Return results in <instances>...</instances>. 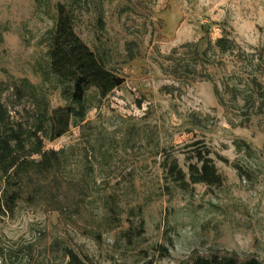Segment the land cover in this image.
Returning <instances> with one entry per match:
<instances>
[{
    "label": "rangeland",
    "instance_id": "obj_1",
    "mask_svg": "<svg viewBox=\"0 0 264 264\" xmlns=\"http://www.w3.org/2000/svg\"><path fill=\"white\" fill-rule=\"evenodd\" d=\"M68 1L0 0V79L28 78L52 108L65 101L44 78V38L55 24L57 3ZM136 1L104 0L101 32L90 14L77 24L80 38L124 83L101 99L91 89L85 122L45 141L46 148L73 150L66 168L71 176L82 171L83 150L88 151L94 172L87 213L100 215L102 195L113 193L124 210L120 227L104 232L96 242L64 226L56 212L19 202L13 216L0 219V264H59L47 249L57 237L87 253L93 264L147 259L152 264H181L194 251H235L264 261V123L252 116L248 126H241V99L232 103L223 93L225 83L243 88L256 61L248 57L240 63L232 54L209 52L204 67L227 106L218 102L212 81L204 78L175 82L170 94L161 90L174 83L164 71L166 56L184 42L202 38V49L207 39L214 41L226 31L247 53L264 51V0H141L144 9L138 3L136 9ZM121 5L133 8L119 14ZM130 40L137 42L139 54L127 62L124 44ZM197 140L211 149L225 180L220 187L196 184L183 192L165 181L160 162L170 152L183 164V151ZM238 141L246 146L238 149ZM137 208L142 226L138 216L130 215V209ZM129 225L134 232L142 228L131 244L121 234ZM40 232L45 233L43 241ZM168 242L169 256L159 258L156 248Z\"/></svg>",
    "mask_w": 264,
    "mask_h": 264
},
{
    "label": "trees",
    "instance_id": "obj_2",
    "mask_svg": "<svg viewBox=\"0 0 264 264\" xmlns=\"http://www.w3.org/2000/svg\"><path fill=\"white\" fill-rule=\"evenodd\" d=\"M137 3L139 8H145L144 2L138 0L133 4L136 9ZM131 8V5H121L119 14ZM56 11L55 24L44 38L48 56L44 78L51 80L59 89L65 104L52 108L48 97L26 77L7 75L0 79V219L13 216L19 202L40 205L45 212H56L58 221L64 226L76 228L81 235L99 242L104 232L121 225L124 210L119 198L113 193L103 194L101 214L89 215L94 169L88 151L83 150L85 164L82 171L71 176L66 174V168L73 150L46 148L45 141H53L67 133L72 125L85 122L91 89L95 90L98 98H105L124 83V78L106 67L102 57L76 31L84 14L91 15L97 31L105 29L104 0H69L57 3ZM200 39L171 49L166 56L169 63L164 71L174 83L161 86V90L170 94L177 88L175 82L181 84L204 78L212 81L218 102L227 106L217 83L204 67L210 62L209 52L232 54L240 63L251 57L256 63L246 77L244 89L225 83L223 93L228 94L232 103L241 99V126H248L252 116H260V122L264 123V80L261 79L264 75V51L247 53L226 31L214 41L207 39L202 49ZM124 50L127 62L139 54L135 40L126 41ZM236 146L241 149L246 144L238 141ZM187 148L182 153L183 164L170 152L163 155L160 166L165 181L183 192L191 191L196 184L220 187L225 178L211 157V149L200 140L190 143ZM220 159L227 162L223 157ZM132 214L138 216L142 226L141 209H130ZM132 229L129 225L121 233L128 244L142 234V228L136 232ZM45 238V233L40 232V240ZM170 246L171 242L159 245L157 256L168 257ZM25 247L31 249V245ZM47 249L59 264H93L87 253L59 237L52 239ZM152 262V259H147L138 264ZM45 264L51 263L46 261ZM181 264H264V261L255 254L239 256L235 251H211L207 255L194 251Z\"/></svg>",
    "mask_w": 264,
    "mask_h": 264
}]
</instances>
